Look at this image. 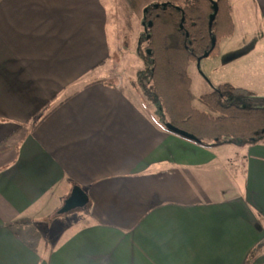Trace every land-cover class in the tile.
<instances>
[{"label": "crops", "instance_id": "obj_1", "mask_svg": "<svg viewBox=\"0 0 264 264\" xmlns=\"http://www.w3.org/2000/svg\"><path fill=\"white\" fill-rule=\"evenodd\" d=\"M105 2L0 0V264H264V142L166 131L109 80Z\"/></svg>", "mask_w": 264, "mask_h": 264}, {"label": "trees", "instance_id": "obj_2", "mask_svg": "<svg viewBox=\"0 0 264 264\" xmlns=\"http://www.w3.org/2000/svg\"><path fill=\"white\" fill-rule=\"evenodd\" d=\"M213 15L215 19L210 25ZM145 21L147 48L151 53L143 55L146 68L138 72V82L166 114L163 128L173 133L166 126L171 124L194 139L178 136L208 148L230 141L259 142L264 136V107L245 105L255 95L252 91L225 83L204 94L202 100L220 117H211L192 104L190 64L203 58L206 52L216 57L221 40L235 32L230 0H188L179 8L170 3L160 4L147 8ZM263 245L260 243L253 249L249 260Z\"/></svg>", "mask_w": 264, "mask_h": 264}, {"label": "rangeland", "instance_id": "obj_3", "mask_svg": "<svg viewBox=\"0 0 264 264\" xmlns=\"http://www.w3.org/2000/svg\"><path fill=\"white\" fill-rule=\"evenodd\" d=\"M188 0H106L109 15V30L113 43V56L106 68L111 71L109 80L115 82L129 93H134L143 102L147 112L161 124L166 114L152 98L139 86L138 72L146 68L143 55L147 53L144 14L147 8L155 5L173 3L182 5ZM235 32L221 40L219 54L216 57H203L193 61L189 67L192 78L191 99L195 109L211 117L220 114L202 100L217 85L232 84L245 88L255 95L245 101V105L264 107V0H230ZM144 19V20H143ZM264 142V136L260 137ZM225 153L219 163L239 165L243 151L233 142L226 143ZM241 146V145H239ZM240 168V166H239ZM81 209V208H80ZM60 215L67 218L70 213ZM258 254V253H257Z\"/></svg>", "mask_w": 264, "mask_h": 264}, {"label": "water", "instance_id": "obj_4", "mask_svg": "<svg viewBox=\"0 0 264 264\" xmlns=\"http://www.w3.org/2000/svg\"><path fill=\"white\" fill-rule=\"evenodd\" d=\"M158 6L159 5H155L154 7H158ZM163 6H165V4ZM214 7H215V12H217L218 11L217 4H215ZM214 19H215V15L212 16V18L210 20V25L213 23ZM214 44H215V41L213 40V45ZM150 53L151 52L148 50V54H150ZM209 55H210V52H206L203 55V57H208ZM166 126L170 131H172L175 134H178L182 137H186L189 139H194L193 135L187 133L186 131L178 129L171 124H167ZM88 202H89L88 196L83 191V189L79 186H75V187H73L69 198L65 200L63 207L59 210V213L63 214V213H67V212H70V211L75 210V209L84 208L87 206Z\"/></svg>", "mask_w": 264, "mask_h": 264}, {"label": "flooded vegetation", "instance_id": "obj_5", "mask_svg": "<svg viewBox=\"0 0 264 264\" xmlns=\"http://www.w3.org/2000/svg\"><path fill=\"white\" fill-rule=\"evenodd\" d=\"M170 4H173V3H170ZM173 5H174L175 7H177V8H179L181 4H180V5L173 4ZM145 22H146V24H148L147 21L144 20V23H145ZM181 27H182V25H181Z\"/></svg>", "mask_w": 264, "mask_h": 264}]
</instances>
